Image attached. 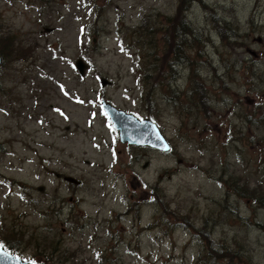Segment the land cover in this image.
I'll return each mask as SVG.
<instances>
[{
    "label": "rangeland",
    "instance_id": "1",
    "mask_svg": "<svg viewBox=\"0 0 264 264\" xmlns=\"http://www.w3.org/2000/svg\"><path fill=\"white\" fill-rule=\"evenodd\" d=\"M5 40V247L35 264H264V0H0ZM102 100L171 150L121 142Z\"/></svg>",
    "mask_w": 264,
    "mask_h": 264
},
{
    "label": "water",
    "instance_id": "2",
    "mask_svg": "<svg viewBox=\"0 0 264 264\" xmlns=\"http://www.w3.org/2000/svg\"><path fill=\"white\" fill-rule=\"evenodd\" d=\"M74 66L80 76H83L88 65L82 58H78L75 60ZM105 81V79L100 78L102 86L106 83ZM101 106L104 112L107 113L113 127L118 131L119 140L121 142H127L137 146H150L161 151L169 150L170 145L168 141L161 133L156 123L151 119H139L134 114L117 108L106 100H102ZM64 180L74 184L78 183V181L72 176H64ZM5 251L7 252V255H0V264H30L29 261L22 259L21 257L20 259H16L19 256L14 255L7 250Z\"/></svg>",
    "mask_w": 264,
    "mask_h": 264
},
{
    "label": "trees",
    "instance_id": "3",
    "mask_svg": "<svg viewBox=\"0 0 264 264\" xmlns=\"http://www.w3.org/2000/svg\"><path fill=\"white\" fill-rule=\"evenodd\" d=\"M3 43H4V46H2V47H1V44H0V57H2V55L6 52V49H7V47H6V45H7L6 40L3 41ZM183 60H184V54H183V51H182V61ZM189 75L192 77V82H193L192 85H191V87L189 88V92L197 94L198 97H199V99H200V101L203 104H205L206 103V91L204 90L203 84L197 80V78L201 77L200 72L198 70H190ZM198 85H200L202 88L199 89V90H196V87ZM171 86H172V84H171ZM173 89H174V91H176V89L174 87H173ZM254 199H257V201L259 202L258 204H262L261 202H263L264 196H262V197H255ZM262 205H264V204H262ZM182 223L185 224L184 222H182ZM7 248L10 249V247H7Z\"/></svg>",
    "mask_w": 264,
    "mask_h": 264
},
{
    "label": "snow or ice",
    "instance_id": "4",
    "mask_svg": "<svg viewBox=\"0 0 264 264\" xmlns=\"http://www.w3.org/2000/svg\"><path fill=\"white\" fill-rule=\"evenodd\" d=\"M81 31H83V29ZM105 115H107V113H105ZM4 249H5L4 244L2 242H0V255H5L6 256L7 252ZM16 259H20V257H17ZM30 264H35V262L32 261V262H30Z\"/></svg>",
    "mask_w": 264,
    "mask_h": 264
},
{
    "label": "flooded vegetation",
    "instance_id": "5",
    "mask_svg": "<svg viewBox=\"0 0 264 264\" xmlns=\"http://www.w3.org/2000/svg\"><path fill=\"white\" fill-rule=\"evenodd\" d=\"M3 243V242H2ZM4 244V243H3ZM4 246H6L5 244H4ZM16 251V250H15ZM17 252V251H16Z\"/></svg>",
    "mask_w": 264,
    "mask_h": 264
}]
</instances>
